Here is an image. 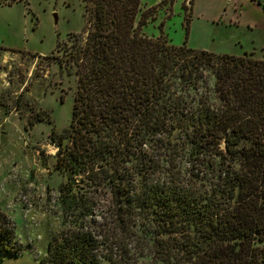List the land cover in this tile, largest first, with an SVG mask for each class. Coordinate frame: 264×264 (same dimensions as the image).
Returning <instances> with one entry per match:
<instances>
[{
    "label": "trees",
    "instance_id": "obj_1",
    "mask_svg": "<svg viewBox=\"0 0 264 264\" xmlns=\"http://www.w3.org/2000/svg\"><path fill=\"white\" fill-rule=\"evenodd\" d=\"M87 1L93 25L54 53L77 76L52 136L69 184H111L123 219L153 224L154 264H264V56L146 36L141 0ZM58 237L39 264H100L90 241ZM13 245L0 230L1 253Z\"/></svg>",
    "mask_w": 264,
    "mask_h": 264
},
{
    "label": "rangeland",
    "instance_id": "obj_2",
    "mask_svg": "<svg viewBox=\"0 0 264 264\" xmlns=\"http://www.w3.org/2000/svg\"><path fill=\"white\" fill-rule=\"evenodd\" d=\"M92 6L87 0L0 3V225L11 220V241L22 255L6 264H39L57 233L62 244L90 241L100 264H154L153 224L141 228L132 212L123 219L111 184L79 178L69 184L57 162L55 139L72 120L77 76L56 55L71 44V33L93 25ZM148 11L155 16L141 28L146 36L264 56V0H141L137 21Z\"/></svg>",
    "mask_w": 264,
    "mask_h": 264
},
{
    "label": "crops",
    "instance_id": "obj_3",
    "mask_svg": "<svg viewBox=\"0 0 264 264\" xmlns=\"http://www.w3.org/2000/svg\"><path fill=\"white\" fill-rule=\"evenodd\" d=\"M18 249L19 248L17 247V250H15L18 252L17 255H10V253H5V254L1 253L2 260L0 261V264H6L7 261L12 262L14 258L16 259L22 256L20 250L18 251Z\"/></svg>",
    "mask_w": 264,
    "mask_h": 264
},
{
    "label": "built area",
    "instance_id": "obj_4",
    "mask_svg": "<svg viewBox=\"0 0 264 264\" xmlns=\"http://www.w3.org/2000/svg\"><path fill=\"white\" fill-rule=\"evenodd\" d=\"M7 221V225H0V230L1 231H4V232H9V230H10V228L12 229V226H11V220L9 219V221L8 220H6ZM9 235H10V242L13 244V242L11 241V234H10V232H9Z\"/></svg>",
    "mask_w": 264,
    "mask_h": 264
}]
</instances>
